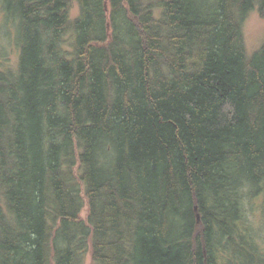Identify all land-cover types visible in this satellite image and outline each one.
I'll return each mask as SVG.
<instances>
[{"label": "trees", "instance_id": "1", "mask_svg": "<svg viewBox=\"0 0 264 264\" xmlns=\"http://www.w3.org/2000/svg\"><path fill=\"white\" fill-rule=\"evenodd\" d=\"M0 6V264H264V0Z\"/></svg>", "mask_w": 264, "mask_h": 264}, {"label": "rangeland", "instance_id": "2", "mask_svg": "<svg viewBox=\"0 0 264 264\" xmlns=\"http://www.w3.org/2000/svg\"><path fill=\"white\" fill-rule=\"evenodd\" d=\"M78 13L76 3H73L71 15ZM244 41L247 54L256 51L264 41V20L259 16L257 10L252 11L243 23ZM18 60V48L15 43V31L12 22L7 21L0 6V61L3 67H15ZM1 204V201H0ZM87 205L81 212V216L87 219ZM84 264H91L90 251L85 254Z\"/></svg>", "mask_w": 264, "mask_h": 264}]
</instances>
